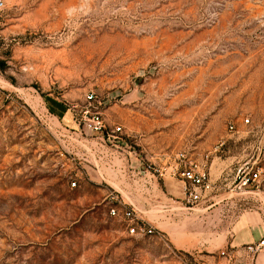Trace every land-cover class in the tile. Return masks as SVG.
Masks as SVG:
<instances>
[{"label": "rangeland", "instance_id": "1", "mask_svg": "<svg viewBox=\"0 0 264 264\" xmlns=\"http://www.w3.org/2000/svg\"><path fill=\"white\" fill-rule=\"evenodd\" d=\"M0 2V264H256L227 188L264 168V0ZM180 155L214 185L193 206Z\"/></svg>", "mask_w": 264, "mask_h": 264}, {"label": "built area", "instance_id": "2", "mask_svg": "<svg viewBox=\"0 0 264 264\" xmlns=\"http://www.w3.org/2000/svg\"><path fill=\"white\" fill-rule=\"evenodd\" d=\"M1 7L2 4L0 2ZM92 99L91 95L86 96V101L89 102ZM81 122L85 123L87 129L93 135H98L105 131L104 120L98 113L91 114L88 110L84 111L81 116ZM228 129L230 132H236L232 125ZM120 132V127L113 130V134ZM176 160L178 169L174 175L177 176L178 181L182 185L186 205L193 206L200 201L201 194L210 192L214 188V185L209 179L208 174L185 156H177ZM227 190L232 197L240 199L241 202L252 203L257 208L256 212L261 219L262 227H264V168L256 164L241 165L235 171L232 182L229 184ZM115 211V209L110 210L111 216H115ZM122 212V217L128 225V233L130 235L145 236L154 233V229L136 215V211L131 204L127 209L123 208ZM263 250L264 236L256 243L244 246L245 256L251 261Z\"/></svg>", "mask_w": 264, "mask_h": 264}, {"label": "crops", "instance_id": "3", "mask_svg": "<svg viewBox=\"0 0 264 264\" xmlns=\"http://www.w3.org/2000/svg\"><path fill=\"white\" fill-rule=\"evenodd\" d=\"M98 135H95L97 138L92 139V141H94L96 139L101 140L102 137L98 136ZM84 140H86V138H84ZM145 178H142V180L143 179L145 180ZM147 205H148V203L146 201H144L141 205H138L140 211L144 210L143 212L146 213L145 209H147V207H148ZM146 214H145V216H146ZM259 227H262L260 217L257 218V216L255 214L254 215L253 214L244 215L240 219V221L235 225V228H234V234L235 235L233 236V240H232V243H231V246L229 249L231 255H241V256L246 255V253L244 251V246L254 244L261 238V237H259L256 240H252V238L249 235V230L258 229ZM257 256H258V258L256 260V264L264 263V250L261 251L260 253H258Z\"/></svg>", "mask_w": 264, "mask_h": 264}]
</instances>
